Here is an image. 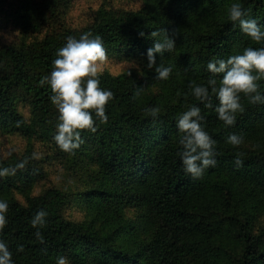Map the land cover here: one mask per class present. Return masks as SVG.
I'll use <instances>...</instances> for the list:
<instances>
[{
  "label": "trees",
  "instance_id": "1",
  "mask_svg": "<svg viewBox=\"0 0 264 264\" xmlns=\"http://www.w3.org/2000/svg\"><path fill=\"white\" fill-rule=\"evenodd\" d=\"M79 1L0 0V34L15 36L0 43V136L28 143L22 152L0 153V168L27 161L15 175L0 177V199L10 206L0 238L14 264H56L60 256L69 264H264V103L242 96L245 112L225 126L215 112L218 99L206 109L189 87L212 75L213 58L264 46L228 16L239 2L264 28V0H122L123 8L102 0L85 24L70 15ZM163 28L179 31L176 48L162 57L172 67L167 80L147 67L151 33ZM86 32L102 38L108 57L133 60L140 71L100 74L101 87L115 94L108 123L97 120V132H82L83 143L69 154L53 139L59 112L50 86L40 81L50 76L67 37ZM260 84L264 95V80ZM192 105L202 109L218 152L216 166L198 179L184 171L178 155L177 120ZM157 106L153 121L146 109ZM230 134L242 135L244 143L228 144ZM237 152L241 167L234 163ZM46 162L80 178L82 190L50 186L36 194L49 174ZM40 210L48 213L39 229L43 244L31 225Z\"/></svg>",
  "mask_w": 264,
  "mask_h": 264
},
{
  "label": "clouds",
  "instance_id": "2",
  "mask_svg": "<svg viewBox=\"0 0 264 264\" xmlns=\"http://www.w3.org/2000/svg\"><path fill=\"white\" fill-rule=\"evenodd\" d=\"M229 19L238 24L241 31L258 45H264V28L255 19L249 18L248 12L241 3H232L228 10ZM141 37L144 33H140ZM179 35L178 30L171 34L167 29L153 31L151 39L155 40L154 46L147 52V67L155 69L158 79L167 80L172 67L163 63L165 52H172L176 48L175 40ZM156 53L161 55V63L156 66ZM108 60L107 49L99 36L93 37L91 32H86L76 38L68 36L66 44L56 52L52 62L50 76H44L41 85H49L52 95L51 103L59 112V123L54 141L58 147L69 154L83 143L81 133L97 132V120L101 124L108 123L107 106L115 99V94L101 87L100 74L105 62ZM207 70L212 74L203 83L192 81L189 85L190 94L206 109L213 108V97L219 104L215 107L220 121L225 126L236 123L237 114L245 112L242 96L252 105L264 103L261 94L260 82L264 80V46L246 47L242 54L230 55L226 59L213 58ZM130 75V73H129ZM222 77L217 79V77ZM143 89H139L134 99L138 98ZM160 108L150 107L146 113L153 121L158 119ZM206 120L202 109L196 105L190 106L179 115L177 128L181 133L179 143L182 151L181 157L184 171L193 179L203 176L205 170L214 168L217 164V142L205 128ZM227 143L239 147L244 143L242 135L230 134ZM243 153L237 152L234 163L237 167L243 165ZM27 161L18 163L15 168H0V177L15 175L17 169H23ZM9 203L0 199V237L6 228L9 212ZM48 213L38 211L31 220L35 238L41 244L45 238L39 229L46 226ZM22 245L17 247L18 252H24ZM0 264H14L13 254L8 243L0 238ZM56 264H69L63 256L57 257Z\"/></svg>",
  "mask_w": 264,
  "mask_h": 264
},
{
  "label": "rangeland",
  "instance_id": "3",
  "mask_svg": "<svg viewBox=\"0 0 264 264\" xmlns=\"http://www.w3.org/2000/svg\"><path fill=\"white\" fill-rule=\"evenodd\" d=\"M102 0H80L79 7H76L70 14L74 18L75 22L78 24H85V22L90 21L93 13L102 4ZM122 0L110 1V4L116 8H123ZM9 39H15V36L9 38L5 36L4 33L0 34V43L7 42ZM140 71V66L133 60L127 58H111L105 62L102 72H109L113 75H120L122 73L131 71ZM28 146L26 140L17 136H0V153L7 157L10 153H18L24 151ZM49 174L46 180L41 183L36 189V194L42 193L45 187L55 186L59 188H66L70 190H75L83 188V183L81 179L70 173L63 165L58 162L48 163L46 162ZM72 176V177H71ZM81 182V183H80Z\"/></svg>",
  "mask_w": 264,
  "mask_h": 264
}]
</instances>
